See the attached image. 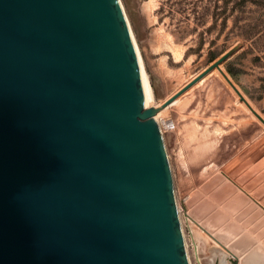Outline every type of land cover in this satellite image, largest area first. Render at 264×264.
I'll return each instance as SVG.
<instances>
[{"label": "water", "instance_id": "water-1", "mask_svg": "<svg viewBox=\"0 0 264 264\" xmlns=\"http://www.w3.org/2000/svg\"><path fill=\"white\" fill-rule=\"evenodd\" d=\"M239 47L146 108L119 0H0V264H189L152 118Z\"/></svg>", "mask_w": 264, "mask_h": 264}, {"label": "rangeland", "instance_id": "rangeland-1", "mask_svg": "<svg viewBox=\"0 0 264 264\" xmlns=\"http://www.w3.org/2000/svg\"><path fill=\"white\" fill-rule=\"evenodd\" d=\"M120 2L154 104L239 45L222 70L264 118V0ZM210 73L176 106L161 109L157 122L190 264H240L248 252L264 250V125ZM228 246L237 260L224 254Z\"/></svg>", "mask_w": 264, "mask_h": 264}, {"label": "bare ground", "instance_id": "bare-ground-1", "mask_svg": "<svg viewBox=\"0 0 264 264\" xmlns=\"http://www.w3.org/2000/svg\"><path fill=\"white\" fill-rule=\"evenodd\" d=\"M119 2H120V0H119ZM120 5H121V8H122V10H123V13H124V15H125V18H126V21H127V25H128V28H129V33H130V36H131V39H132V42H133V45H134V48H135V51H136V53H137V57H138V61H139V66H140V70H141V74H142V78H143V82H144V86H145V90H146V94H147V101H148V106L146 107V108H150V107H155V106H157V104H154L155 102H153V94H152V88H151V85H150V83H149V81H148V78H147V75H146V72H145V70H144V67H143V63H142V59H141V56H140V54H139V50H138V47H137V44H136V42H135V39H134V37H133V34H132V31H131V28H130V25H129V21H128V19H127V16H126V14H125V12H124V9H123V6H122V4H121V2H120ZM175 55H177V53H175ZM174 55V56H175ZM180 56V55H179ZM179 58V57H178ZM223 68H222V66H220V71L218 70V69H213L212 70V74H216L217 75V77H219V79H223L224 80V78H223V76L221 75V71L223 72V73H225L223 70H222ZM210 73V72H209ZM208 73V74H209ZM210 73V74H211ZM226 74V73H225ZM195 76V75H194ZM206 76V75H205ZM194 78H192V80H193ZM204 79V78H203ZM200 80L197 84H195V85H192L188 90H186L183 94H182V97L183 96H186V95H189V94H192V92L195 90V87H197L198 85H201L203 82H204V80ZM230 79V78H229ZM190 80V79H189ZM191 80V81H192ZM231 80V79H230ZM191 81H187L188 83H190ZM225 81V80H224ZM226 82V81H225ZM187 83V84H188ZM227 83V82H226ZM186 84V85H187ZM228 84V83H227ZM185 85V84H184ZM229 85V84H228ZM184 87V86H183ZM182 87V88H183ZM238 89V88H237ZM239 90V89H238ZM246 99V98H245ZM179 100V99H178ZM177 100V101H178ZM247 100V99H246ZM177 101H174V103L172 102L171 104V106H173L174 104V106H176V103H177ZM181 101V100H180ZM248 101V100H247ZM179 102V101H178ZM238 102V101H237ZM249 102V101H248ZM180 104V103H179ZM249 104L251 105V107L256 111V109L254 108V106L249 102ZM178 106V105H177ZM240 106H242L247 112H249V113H251L248 109H247V107L241 102V105ZM157 107H160L159 105L157 106ZM157 107H155V108H157ZM164 109V108H163ZM257 112V111H256ZM159 113H160V111L152 118V121L155 123V125L157 126V128L159 129V132L161 133V135H162V130H161V127L159 126V123L157 122V119H161V117L159 116ZM258 113V112H257ZM252 114V113H251ZM259 114V113H258ZM253 115V114H252ZM260 116H261V114H259ZM219 117V118H218ZM216 119H221L222 117L221 116H218ZM221 117V118H220ZM253 117H255L254 115H253ZM262 117V116H261ZM263 118V117H262ZM264 119V118H263ZM222 121H223V119H222ZM232 121V120H231ZM163 123V122H162ZM168 124V123H167ZM170 124V123H169ZM227 124V123H226ZM165 125H166V123H165ZM164 125V126H165ZM168 126V125H167ZM170 128V127H169ZM218 131V130H217ZM218 133V132H217ZM217 133H215V134H217ZM221 134V133H220ZM218 135V134H217ZM209 137V136H208ZM220 137V136H219ZM212 139V138H211ZM216 139H218V138H216ZM221 140V139H220ZM220 140H218L219 142H220ZM218 143V142H217ZM179 211V210H178ZM181 226H182V224H181ZM182 231H183V229H182ZM185 246H186V250H187V245H186V242H185ZM187 256H188V253H187ZM188 261H189V257H188ZM189 264H190V262H189Z\"/></svg>", "mask_w": 264, "mask_h": 264}, {"label": "crops", "instance_id": "crops-1", "mask_svg": "<svg viewBox=\"0 0 264 264\" xmlns=\"http://www.w3.org/2000/svg\"><path fill=\"white\" fill-rule=\"evenodd\" d=\"M262 210H263V214H264V205H263V207L261 208ZM260 217H262L263 218V216L261 215ZM263 224H264V222H263ZM263 238H264V233H263ZM264 251V250H263Z\"/></svg>", "mask_w": 264, "mask_h": 264}, {"label": "trees", "instance_id": "trees-1", "mask_svg": "<svg viewBox=\"0 0 264 264\" xmlns=\"http://www.w3.org/2000/svg\"><path fill=\"white\" fill-rule=\"evenodd\" d=\"M223 10H225V9H223Z\"/></svg>", "mask_w": 264, "mask_h": 264}]
</instances>
